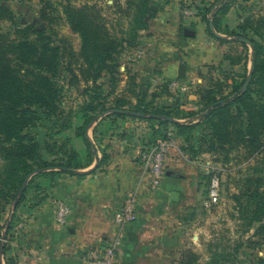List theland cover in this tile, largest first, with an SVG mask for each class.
<instances>
[{
	"label": "rangeland",
	"instance_id": "obj_1",
	"mask_svg": "<svg viewBox=\"0 0 264 264\" xmlns=\"http://www.w3.org/2000/svg\"><path fill=\"white\" fill-rule=\"evenodd\" d=\"M43 1L0 0V3L5 4L13 11L15 24H34L38 28H45L47 33L52 36L55 45L62 48V56L59 59L57 76H55L57 86L60 88L59 111L57 114L49 116L44 113L42 108L35 107L34 110L38 118L33 126L25 130L26 133L35 137L41 145L43 158L58 162L66 161L68 153L76 150L81 154L82 162L86 163L89 159L88 152H91L89 155L94 157L95 160L97 157L103 159L102 165L106 168L112 164V158L117 157L118 162L122 161L117 152L118 146L113 147L111 141L116 140L115 142H117L121 137L128 134L130 138L129 147L132 153L130 159L134 163L136 161L134 150L139 144L153 143L162 138L165 131H171L178 139L179 145V149L173 150L172 153L180 158L182 164L179 169L175 170L174 174L180 175L182 172L188 171V174L192 175L193 173L195 176L193 192L188 194L187 203L181 210H171L175 214L171 225L173 234H170L172 237L176 235L179 240H177V245L172 244L169 248L175 251L173 245L178 247L179 242L183 239L180 242V249H177L179 258H174L173 254L171 264H174V262L180 264V261L184 258V253L190 249L198 254V260L193 264H264L263 235L258 233L261 223H254L247 232H243L245 222L240 207V205H246L250 202L246 195V179L252 177L264 180V136L258 142L259 148L257 150L246 145L230 146L227 144L221 146L218 144L211 137L212 131L209 122L203 119V111L206 109L205 104H202L198 99L189 98L187 92L191 89L190 86L187 92L177 94L170 90L167 84L166 88L163 85H158L155 90L156 96L154 98L143 96L142 105L138 106L139 104H136L139 99L136 96L138 88L132 85L136 83V77L134 76L133 67L130 66V64L135 63L136 58H139L137 44L130 49L127 48L119 60L120 65H122L119 69L121 74L114 92H112L108 75L104 74L99 80L106 96L102 100L96 99L93 103L103 101L105 108L98 106L94 110L97 117L88 129L93 146L88 148L85 142L76 136L75 127L82 123V117L88 111L92 96L98 92V89L94 88L83 77L84 60L77 55L81 47V37L70 28L66 16H64L63 6L59 0H52L51 7L46 9L47 15L51 14V16L42 18ZM177 1L176 5L181 10L182 17L185 18L196 13L197 6H207L208 1L211 0H205L204 3H201V0H189L192 2L191 6L195 7L191 15L183 12L184 3ZM86 3L96 5L97 8L101 9V14L105 17L107 23L114 27L117 34L122 35L127 32L131 16L129 17L125 12L120 11L118 6L127 9L126 0H72L74 5ZM232 6L237 9L240 22L246 19L264 21V0H233ZM50 17H53L54 20H51ZM150 22L153 23L152 19ZM13 24L12 21L8 20L0 21V32L12 33ZM256 24L259 25L262 35H255L249 30L248 36L259 40L264 46V22L257 21ZM239 48L241 54L248 52L244 47ZM246 48H250L249 54L251 56L250 44ZM234 50L236 49L231 48V52H234ZM240 50L237 48L236 53ZM131 51L132 53L136 52L135 57L130 54ZM261 55L264 56V50L261 51ZM126 68L128 71H125ZM249 72L250 66L245 70L247 75ZM221 84H223V91H229V89H224L227 86L224 75ZM138 85L139 87L142 86L141 92L146 91L144 89L145 84L139 82ZM252 88L254 90L253 96L257 97L260 93V85L254 83ZM159 90H165L166 92L161 91L159 93ZM109 92L112 93L108 94ZM119 96H123L130 101L125 109L135 112H140L141 109L146 110L147 116L138 118L137 115L128 113L125 117H118L114 115L112 110L106 111L108 108L113 107L115 99ZM179 100L186 101L185 105H178L177 101ZM165 112L171 113L176 122L198 123V127L189 131L188 136H182V140H179L178 128L174 124H164L156 119L158 117L156 113ZM126 121L134 123V126L129 127L130 129L126 128ZM136 137L139 141L133 140ZM47 144L50 145L49 150L46 148ZM105 154H107V157L104 158ZM4 163L5 159L0 153V172L2 173ZM91 165L80 169L89 171L94 167V165ZM133 166L136 172H141L139 164H133ZM80 169H75L70 174L76 176L87 175L79 174ZM66 174L68 173L58 174L55 180H50L48 175L39 174L30 181L31 175L28 178L26 191L23 192V197H21L16 207H14V203L19 195L13 199L11 195L14 192L10 186L16 184L17 181L14 176H10L8 173L3 174V179L0 180V188H5L11 194L5 200L0 192L1 242L11 247L10 241L15 236L14 229L16 226L25 217L36 216L39 206L49 203L56 207L57 201L66 202L65 199L51 200L54 197L53 188L59 182L66 180ZM216 178L219 179V186L218 197L214 201L210 198V189L212 179ZM262 187L264 188V184ZM155 190L156 188H147L144 189V193ZM207 202L208 204H206ZM164 212L168 213L170 211L164 209L162 213ZM169 220L168 218V222ZM8 225H11L9 231L7 229ZM63 227L66 228L69 225ZM10 256H14L10 250L0 251V259L3 264Z\"/></svg>",
	"mask_w": 264,
	"mask_h": 264
},
{
	"label": "trees",
	"instance_id": "obj_2",
	"mask_svg": "<svg viewBox=\"0 0 264 264\" xmlns=\"http://www.w3.org/2000/svg\"><path fill=\"white\" fill-rule=\"evenodd\" d=\"M126 1L127 9L118 6L120 11L131 17L127 32L120 35L116 33L114 27L107 23L101 14V9L96 5L90 3L74 5L72 0H59L70 28L81 37V47L77 55L84 60L83 77L98 89V92L92 96L88 111L82 117V123L75 127L76 136L81 138L88 148L93 146L88 129L97 117L94 110L98 106L105 108L103 101L93 103L96 99L102 100L106 96L99 80L104 74L108 75L112 92L115 91L121 74L120 58L127 48L130 49L138 44L141 32L150 27V20L154 15L151 0ZM232 1H208L207 6L196 7L197 14L207 23L209 32L220 41L226 42L229 39L216 35L210 28L211 22L216 31L233 37L232 41H237L244 47H249L250 44L251 61L253 62L252 79L244 91L243 87L248 77L246 73L241 75V79H236L234 74L223 72L227 85L224 89H229V91L222 90L223 80H213L211 86L200 92V102L206 107L203 111V119L209 122L211 137L218 144L221 146L246 145L257 150L258 142L264 136V56L261 55L264 46L259 40L249 37L248 31L251 30L255 35L261 36L262 31L256 22L264 21L246 19L239 23L237 29L224 26V17L230 10ZM204 2L205 0H201V3ZM43 3L41 16L47 18L51 14L47 15L46 9L51 7L52 0H44ZM50 19L54 20L53 17ZM3 20L12 21L14 28L12 33L0 32V153L5 159L3 173L0 172V180L3 179L4 173L15 177L17 183L10 186L14 192L11 196L15 199L31 175L30 181L39 174L48 175L50 180H55L56 176L62 172L70 173L75 169L91 165L95 158L89 155L91 152H88L89 159L83 163L81 154L74 150L68 153L66 161L45 159L42 156L41 145L35 137L25 132L27 128L35 124L38 118L35 107L42 108L49 116L59 111L60 88L57 86L55 76H57L62 48L55 45L52 36L45 28H38L34 24H15L13 11L0 3V21ZM248 57L249 52L245 55L226 54V58L232 64L240 63L243 59L248 60ZM125 71L128 69L126 68ZM230 78L232 82H229ZM254 83L261 87L257 97L253 96ZM143 93L136 95L139 98L136 103L139 104L138 106L142 105ZM129 102L123 96H119L115 99L113 107L106 111L112 110L115 116L125 117L128 113L119 110H127L125 107ZM177 104L183 106L185 103L179 100ZM139 111L138 113L142 115H137L138 118H145L148 114L146 110ZM156 116H158L156 119L164 124H174L180 136H188L189 131L198 127V123L176 122L169 112L156 113ZM167 132L165 131L163 136ZM46 148L49 150L50 145L47 144ZM105 157L107 154L104 155ZM97 163V168H99L103 164V159H97ZM80 174L84 175V173ZM246 183V195L250 202L240 205L245 222L243 232H247L254 223L260 222L258 233L263 235L264 241V188L262 187L264 180L248 177ZM0 192L5 200L11 194L3 187L0 188ZM7 227L9 231L11 225ZM10 249L11 247L0 241V251ZM196 260H198V254L190 249L184 253L180 264H193ZM6 262L7 264H18L16 256L8 257ZM0 264H2L1 259Z\"/></svg>",
	"mask_w": 264,
	"mask_h": 264
},
{
	"label": "crops",
	"instance_id": "obj_3",
	"mask_svg": "<svg viewBox=\"0 0 264 264\" xmlns=\"http://www.w3.org/2000/svg\"><path fill=\"white\" fill-rule=\"evenodd\" d=\"M177 2L151 0L153 23L150 22V27L141 32L137 46L139 58L136 61L130 58L135 61L130 66L133 67L136 83L146 85V91L142 95L154 98L158 85L166 88L170 81L179 80L190 86L191 89L187 92L189 98L200 101V92L211 86L213 80H223V72L241 79V75L251 66V56L249 54L248 60L232 64L226 54L239 55V47L244 46L232 41L233 37L226 33L215 30L219 36L229 39L226 42L220 41L209 32L207 23L197 14V10L192 16L182 17ZM239 23L238 11L232 6L224 17L223 25L229 29H237ZM185 28L193 29L196 35L186 36ZM231 48H238L240 51L231 52ZM247 50L249 52L250 48ZM130 54L135 57L136 52L131 51ZM245 54L247 52L242 55ZM229 82H232V78ZM135 87L138 88V94H141L142 86ZM161 91L166 92L159 90V93ZM182 102L186 103L184 100ZM125 123L128 129L134 126V123ZM178 137L182 140V136ZM133 140L139 141L137 137ZM115 141L111 142L113 147L118 146L121 162L116 157L112 158V164L108 167L102 165L97 168V159L100 158L97 157L91 165H94L92 169L78 171L79 174L87 175L68 173L66 180L53 188L55 198L52 197L51 200L65 199L71 207L67 224L69 227L57 225L56 207L49 203L39 206L36 216L25 217L19 222L14 229L15 236L10 241V252L16 256L18 264H86V251L92 245L108 241L115 233L113 212L120 207L128 192L136 188L140 192L137 219L123 229L116 264H171L173 254L174 258H179L177 249H180L183 239L178 247L174 246L179 237L171 236L175 214L171 210H181L187 203L188 194L194 188V174L190 175L188 171L180 175L174 174L182 164L180 158L172 153L168 160L167 175L162 179L161 185L155 191L144 193L146 188L142 183L141 172H136L133 168V164H139L140 167L139 155L144 144H139L134 150L136 161L133 163L130 159L132 153L128 134ZM172 191L180 192L178 202L170 200ZM164 209H169L170 212L162 213ZM172 244L175 251L169 248Z\"/></svg>",
	"mask_w": 264,
	"mask_h": 264
},
{
	"label": "built area",
	"instance_id": "obj_4",
	"mask_svg": "<svg viewBox=\"0 0 264 264\" xmlns=\"http://www.w3.org/2000/svg\"><path fill=\"white\" fill-rule=\"evenodd\" d=\"M184 3L186 14H193L195 9L189 0H179ZM170 90L177 94L188 91L189 86L179 80L169 82ZM179 149L178 140L173 132L168 131L165 136L157 141L146 144L140 152L141 179L145 188H157L161 185L162 179L167 175L168 160L172 151ZM219 179H212L210 198L214 201L218 197ZM139 189H133L128 192L123 203L113 212L114 234L108 241H102L99 244L90 247L85 255L86 264H116L119 245L122 242V232L124 227L134 222L138 214ZM208 204V202L206 203ZM71 215V207L64 201L56 203V223L58 226H66Z\"/></svg>",
	"mask_w": 264,
	"mask_h": 264
},
{
	"label": "water",
	"instance_id": "obj_5",
	"mask_svg": "<svg viewBox=\"0 0 264 264\" xmlns=\"http://www.w3.org/2000/svg\"><path fill=\"white\" fill-rule=\"evenodd\" d=\"M210 28L212 29V31H213L216 35H220V34H218V33L215 31L212 22L210 23ZM184 34H185L186 36H188V37H193V36L196 35V32H195L193 29L185 28V29H184ZM252 69H253V62L251 63V66H250V72L248 73L247 80H246V82H245V84H244V87H243V90H244V91L247 89V87H248V85H249V83H250V81H251V79H252ZM119 111H122V112H125V113H130V114H132V115H142V113H138V112H135V111H128V110H124V109H123V110H119ZM27 183H28V181H26V182L23 184V186H22V188H21V190H20V192H19V196H18V197L16 198V200H15L14 207L17 206V204H18V202H19V200H20V198H21V196H22L24 190L26 189ZM170 200H171L172 202H178V201L180 200V192H179V191H172V192L170 193Z\"/></svg>",
	"mask_w": 264,
	"mask_h": 264
}]
</instances>
